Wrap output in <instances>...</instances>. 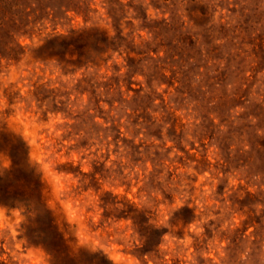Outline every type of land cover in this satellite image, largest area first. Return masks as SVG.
<instances>
[{
    "label": "rangeland",
    "instance_id": "obj_1",
    "mask_svg": "<svg viewBox=\"0 0 264 264\" xmlns=\"http://www.w3.org/2000/svg\"><path fill=\"white\" fill-rule=\"evenodd\" d=\"M0 197V264H264V0H0Z\"/></svg>",
    "mask_w": 264,
    "mask_h": 264
},
{
    "label": "trees",
    "instance_id": "obj_2",
    "mask_svg": "<svg viewBox=\"0 0 264 264\" xmlns=\"http://www.w3.org/2000/svg\"><path fill=\"white\" fill-rule=\"evenodd\" d=\"M96 41V48H103L108 47L109 43H111L109 36L105 32H101L100 30H97L96 28H85L80 30H73L67 34H58L50 38V40L47 42L46 46L50 48H55L56 46H60L67 49L76 48V49H83L85 44V41ZM20 152H13L12 156L14 159L15 165L19 164L22 160ZM33 179H32V194L31 196L21 198L19 199V202L21 205L28 206V208H31L33 204H38L44 206V201L42 198V183L41 178L39 174L36 171V168L33 169ZM15 201L17 199H14ZM11 200L8 198H2L0 197V203L10 204ZM31 209H29L30 211ZM143 213L145 211H142L141 209L136 208L133 211L127 212L126 217L132 218L133 221L137 224L140 223L138 219L143 216ZM146 221H144L145 223ZM54 220L53 217L50 218V221L47 224V229L53 233L52 238H46L42 241V243L47 247L48 250H50L52 253L61 254L63 252H66L67 254H71L67 244L65 242V239L63 235L55 229ZM49 239V240H48ZM69 251V252H68ZM77 254L71 255V257L76 258Z\"/></svg>",
    "mask_w": 264,
    "mask_h": 264
}]
</instances>
